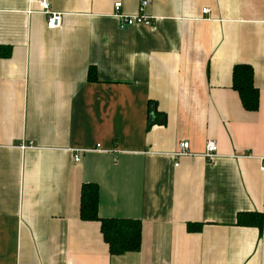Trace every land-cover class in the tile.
<instances>
[{
	"label": "crops",
	"instance_id": "1",
	"mask_svg": "<svg viewBox=\"0 0 264 264\" xmlns=\"http://www.w3.org/2000/svg\"><path fill=\"white\" fill-rule=\"evenodd\" d=\"M48 1L59 27L0 0V264H264V0H149L152 24L123 27L115 13L141 0ZM237 63L255 111L232 88ZM84 183L99 217L139 220L138 250L110 254L80 218Z\"/></svg>",
	"mask_w": 264,
	"mask_h": 264
},
{
	"label": "trees",
	"instance_id": "2",
	"mask_svg": "<svg viewBox=\"0 0 264 264\" xmlns=\"http://www.w3.org/2000/svg\"><path fill=\"white\" fill-rule=\"evenodd\" d=\"M0 54H10L9 46H0ZM88 77L95 78V68L88 69ZM232 88L238 93L242 107L248 111L258 109L259 90L254 84L253 68L248 63H237L232 67ZM158 113L150 112L154 119ZM153 119V120H154ZM99 190L95 183L81 186L80 218L98 220L104 241L108 244L110 254H123L140 248L141 226L139 220L127 218H101L97 213ZM237 223L262 227V217L258 212H239Z\"/></svg>",
	"mask_w": 264,
	"mask_h": 264
},
{
	"label": "built area",
	"instance_id": "3",
	"mask_svg": "<svg viewBox=\"0 0 264 264\" xmlns=\"http://www.w3.org/2000/svg\"><path fill=\"white\" fill-rule=\"evenodd\" d=\"M33 2L38 11L42 12L46 16V25L49 28L59 27L62 20V13L57 12L52 9L48 0H30ZM149 4V0H141L138 5V11L134 14H118L115 15L119 18V25L123 27L125 25H136L141 24L144 26H150L153 22V18L146 13V7ZM121 6V2L117 1L114 3V9L118 10ZM208 8H202V12L206 13ZM32 143H22L20 148H27L31 146ZM189 142L187 140H182L178 143L177 150L173 153L176 158L186 155L189 153ZM203 156L206 157L209 161H212L217 156V144L214 139H207L205 142V149ZM79 160V154H74V161ZM177 165V163H176ZM264 169V167H262Z\"/></svg>",
	"mask_w": 264,
	"mask_h": 264
}]
</instances>
